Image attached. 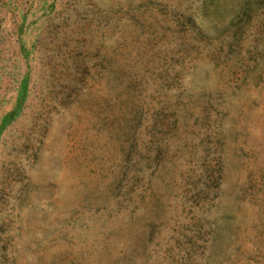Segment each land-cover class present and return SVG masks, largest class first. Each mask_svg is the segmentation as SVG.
<instances>
[{
	"label": "rangeland",
	"instance_id": "1",
	"mask_svg": "<svg viewBox=\"0 0 264 264\" xmlns=\"http://www.w3.org/2000/svg\"><path fill=\"white\" fill-rule=\"evenodd\" d=\"M0 264H264V0H0Z\"/></svg>",
	"mask_w": 264,
	"mask_h": 264
}]
</instances>
